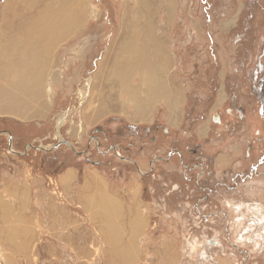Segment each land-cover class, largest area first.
I'll return each instance as SVG.
<instances>
[{"label": "rangeland", "instance_id": "1", "mask_svg": "<svg viewBox=\"0 0 264 264\" xmlns=\"http://www.w3.org/2000/svg\"><path fill=\"white\" fill-rule=\"evenodd\" d=\"M43 1L50 10L66 1L77 14L45 52L41 85L14 87L0 56V264H264L261 186L252 179L251 195L231 192L237 213L227 221L211 218L224 204H197L204 192L188 178L194 173L183 175L178 156L164 159L178 150L189 167L217 149L231 176L246 167L235 159V135L213 140L222 127L211 118L228 121L236 93L238 104L250 101L249 78L264 65V0ZM37 7L0 0L1 52L16 36L11 13L22 22ZM141 44L152 74L137 64L126 89L112 71L117 54ZM160 73L165 96L148 99ZM129 95L142 100V117H131ZM102 105L108 110L96 117ZM101 191L122 209L113 243L90 210Z\"/></svg>", "mask_w": 264, "mask_h": 264}, {"label": "bare ground", "instance_id": "2", "mask_svg": "<svg viewBox=\"0 0 264 264\" xmlns=\"http://www.w3.org/2000/svg\"><path fill=\"white\" fill-rule=\"evenodd\" d=\"M24 1L30 2L31 0H24ZM32 2L38 7L30 11L25 21L21 22V20L18 19V13L16 12L11 13L9 22L14 21L16 19L15 29L12 32V34L16 36L6 45L4 53L0 51V56L3 58L2 62H4L5 60L6 71H8L11 76L13 86L18 87L20 90L22 89L28 90L32 88L33 85L35 86L36 83H39V85L42 84V76H43L44 71H46L47 68L45 67L48 64V60H46L45 58V56H48V55H46L45 52L46 51L50 52V43L52 44L55 39L58 40L60 37L64 36L67 32L70 31L69 23L75 19L76 14H77L75 10L76 7L68 6L66 1L62 2L57 8H54L53 10H50V4H46L43 0H32ZM118 43L119 41L116 44ZM127 44L131 47V45L134 43H127ZM123 45L124 43H120L116 50L117 51L120 50V47H122ZM143 46L145 47L144 44H141V46L135 49L134 52L129 56L121 57V55L117 54V59L115 61L112 71L114 72L115 77H117V79H120L123 85L126 86L125 87L126 89L128 87L127 84L129 83L128 78L130 75V71L132 72V71L139 70V68L136 66L137 64L140 65L145 71H150L151 73V67L150 68L146 67V66H151V64L149 62L150 60L148 58V55L145 54L146 52L145 49L142 48ZM132 49L134 48H131V50ZM154 64L156 63L154 62ZM154 77H155L154 79L155 81L150 82V84H148L147 86V88L149 89V92L147 94L148 99L153 98L158 95H162L164 97L166 93V88H165L164 80H163L161 73ZM144 87L145 86H143V88ZM128 90L130 91V88H128ZM130 95H129V98L130 99L132 98L134 101H136L135 111L138 112V113H134L131 117L134 119L140 118L142 117V115L139 114V112L142 111L140 110L142 100L139 98L136 100L138 95L137 97L135 95L130 97ZM100 108H101L99 110L100 114H96V117H99L101 114L105 112V110L106 111L108 110L107 109L108 107L105 105H102ZM0 111L2 112V110ZM62 121H63V118L59 120V125L62 123ZM96 198L90 199L94 201V203H91V207L89 204L90 210L91 211L95 210L96 215L98 212H100V214L102 215L100 218L102 222L101 220L100 222L102 224L108 223L106 224L108 227L104 224L103 226L105 227H102V231L104 232L105 235H109L111 232L115 234L116 230L113 231L114 229L112 230V227L117 226V225L112 224V221L115 220V219L114 220L112 219L116 216V214H120V212L122 211L121 206L118 204L116 207V204L112 200L113 198L112 197L109 198L108 196L107 197L103 196L102 191L101 193L98 194ZM116 218L118 219V217ZM114 224H116V222H114ZM113 233H111L109 236L108 240H110V242L114 238ZM119 233L120 232H117V234L120 236ZM10 237H11V234H10ZM251 242L252 240L249 241V243ZM127 251H125L126 254H128ZM120 253L124 254V252H120ZM123 259L125 258L123 257Z\"/></svg>", "mask_w": 264, "mask_h": 264}, {"label": "flooded vegetation", "instance_id": "3", "mask_svg": "<svg viewBox=\"0 0 264 264\" xmlns=\"http://www.w3.org/2000/svg\"><path fill=\"white\" fill-rule=\"evenodd\" d=\"M252 73L253 74L249 78L250 83L247 89L250 101H244L243 103L238 104L236 102V97L239 96V93H236L229 98V105L224 110L226 113L225 116L228 117L229 120L222 123L218 116H213L211 118L213 126L222 127V131L219 129L217 132H213L215 134L213 137L215 142H218L217 140L221 136L225 137L228 134L231 136L235 135L237 140L240 141L239 144L242 149L240 148L241 150H237L239 153L237 152L235 159L241 161L242 168H244V165L246 164L244 169L236 171V173L231 176L232 172L230 167H222L223 163L220 162L217 164V157L219 155L217 149L212 151V154L208 155L207 158H204L205 163H201L197 156V161L193 162L192 165H190L191 167H187L186 164L183 163L182 153L180 151L178 152V150L169 151L170 153L166 154V158H164L165 161L168 162L169 160L171 161L172 157L178 156L179 165L183 171V175H185L184 173L186 172L191 174L194 173L193 176L188 178L196 182V187L204 192V194L197 199V204L210 202L212 197L216 198V200H214L216 201L214 204L218 203V201L224 204L223 210H214L209 214L211 218H221L224 221H227L228 212L233 210V213H237V209H234L232 208L233 206H231L234 199L230 198V194L231 192H240V195L242 196L244 193L248 192L251 195L255 192V190H257L253 189V183H247L252 179H254L253 181H255L257 188L259 185L261 186L259 187L261 193L264 190V65L260 64L257 71H252ZM247 103H250V105ZM250 112H254L256 114L254 119L257 120V123L251 122V119L253 118H251V115L249 116ZM251 123L253 129L249 131L248 127L251 126ZM211 131L212 130L209 129L207 134L209 135ZM251 131L252 134L248 136ZM194 153L196 156L197 152L195 151ZM217 174L223 176L222 182L217 179ZM205 177L210 183L208 185H201L198 180H204ZM220 190H224V194L221 195L222 197L220 196ZM235 197L240 198L239 195ZM244 198V200L240 198L237 202L242 200V202L247 206L246 197ZM253 202L257 203L255 201ZM227 203H229L228 207H226ZM249 206L252 210H258L257 205L252 207V205L249 204ZM257 236L261 237V234H257ZM246 240L249 243L250 239Z\"/></svg>", "mask_w": 264, "mask_h": 264}, {"label": "water", "instance_id": "4", "mask_svg": "<svg viewBox=\"0 0 264 264\" xmlns=\"http://www.w3.org/2000/svg\"><path fill=\"white\" fill-rule=\"evenodd\" d=\"M61 143H63V144H67V145L70 147V145H69L67 142L60 141V144H61ZM60 144H59V145H60ZM57 146H58V145H57Z\"/></svg>", "mask_w": 264, "mask_h": 264}, {"label": "crops", "instance_id": "5", "mask_svg": "<svg viewBox=\"0 0 264 264\" xmlns=\"http://www.w3.org/2000/svg\"><path fill=\"white\" fill-rule=\"evenodd\" d=\"M228 160H230V159H228ZM220 163H223V161H220ZM114 202V201H113Z\"/></svg>", "mask_w": 264, "mask_h": 264}]
</instances>
